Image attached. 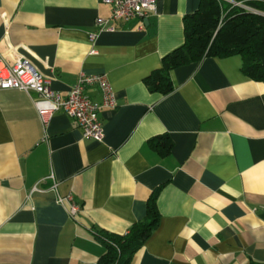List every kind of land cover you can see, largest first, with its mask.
Returning <instances> with one entry per match:
<instances>
[{
    "label": "crops",
    "instance_id": "0c3cea01",
    "mask_svg": "<svg viewBox=\"0 0 264 264\" xmlns=\"http://www.w3.org/2000/svg\"><path fill=\"white\" fill-rule=\"evenodd\" d=\"M198 4L156 0L140 25L101 0H0L6 63L29 59L61 96L104 74L116 102L95 141L62 110L43 126L34 92L0 89V264H96L98 233L125 234L155 190L157 225L130 264H264V81L231 54L173 68L168 93L147 84Z\"/></svg>",
    "mask_w": 264,
    "mask_h": 264
},
{
    "label": "trees",
    "instance_id": "16d2710c",
    "mask_svg": "<svg viewBox=\"0 0 264 264\" xmlns=\"http://www.w3.org/2000/svg\"><path fill=\"white\" fill-rule=\"evenodd\" d=\"M243 6L224 0H199L197 9L184 16V42L163 57L162 67L147 78L151 91L172 89L170 71L206 56L239 54L241 70L256 81H264V0H243ZM167 149L170 140L160 137ZM157 190L150 196L146 215L125 234L98 233L105 251L96 264H130L132 255L158 222ZM246 264H258L247 262Z\"/></svg>",
    "mask_w": 264,
    "mask_h": 264
},
{
    "label": "built area",
    "instance_id": "2783aa9c",
    "mask_svg": "<svg viewBox=\"0 0 264 264\" xmlns=\"http://www.w3.org/2000/svg\"><path fill=\"white\" fill-rule=\"evenodd\" d=\"M111 6L110 20H142L156 10V0H101ZM233 5L243 6L240 1H230ZM109 19H97L100 28H112ZM91 38L94 37L92 34ZM97 86L101 93L100 102L93 101L85 93L88 86ZM21 89L34 92L33 98L39 119L46 126L56 111L62 110L77 121L82 129V136L95 141H102L104 128L99 111L104 107H114L115 95L104 74H86L81 72L76 83L66 96H61L50 87V81L36 70L29 59L21 57L12 63H6L0 55V89ZM57 201L68 207V213L76 215L79 208L70 195L57 197Z\"/></svg>",
    "mask_w": 264,
    "mask_h": 264
}]
</instances>
